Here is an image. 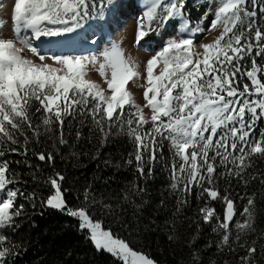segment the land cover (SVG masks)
<instances>
[{
  "label": "snow or ice",
  "instance_id": "6c2138e0",
  "mask_svg": "<svg viewBox=\"0 0 264 264\" xmlns=\"http://www.w3.org/2000/svg\"><path fill=\"white\" fill-rule=\"evenodd\" d=\"M91 6L90 0H12L9 35L0 20V158L6 151L27 156L30 141L39 143L44 134L66 145L67 118L88 117L104 140L113 127L126 125L135 144L136 170L150 176L151 165L163 154L162 141L167 140L173 151L171 188L188 193L198 186L202 197L222 200V218L209 205L199 210L205 223L218 225L213 229L220 231L218 250L234 251L233 245L239 244L246 252L240 264H257L256 241L242 239L256 231V194L247 198L239 213L243 219H235L233 199L222 195L216 182L218 176H227L247 185L245 174L253 157L264 158V132L253 137L255 120L264 118V66L256 59L264 56V0H219L207 28H193L183 18L184 0H146L133 47L143 45L154 23L166 26L181 18L182 27L180 35L167 38L144 61L119 42L88 55H48L34 43L75 33L92 17ZM214 31L218 34L210 42H197V34ZM246 58L250 67L243 63ZM92 72L98 80L90 78ZM245 77L248 82L241 88ZM133 89L141 90L143 103ZM34 113L40 114L39 120ZM76 137L80 139L79 131ZM33 155L44 162L55 158L52 152ZM229 157L234 167L228 166ZM218 164L227 172H218ZM64 179L59 172L47 177L55 194L42 203L78 219L97 251L108 252L121 264H156L105 229L93 218L88 203L69 207L61 189ZM260 182L264 184V178ZM16 183L9 161L0 159V229L13 226L22 214L24 205L17 206L18 197L36 199L35 193L25 195ZM84 200L88 202L87 194ZM7 239L0 233V264L10 253Z\"/></svg>",
  "mask_w": 264,
  "mask_h": 264
},
{
  "label": "trees",
  "instance_id": "16d2710c",
  "mask_svg": "<svg viewBox=\"0 0 264 264\" xmlns=\"http://www.w3.org/2000/svg\"><path fill=\"white\" fill-rule=\"evenodd\" d=\"M122 1L90 0L92 17L84 26L88 29L95 22L102 21L105 15L114 13L115 7ZM211 6L212 0H184L183 18L190 20L196 28L210 12ZM256 59L259 65L264 66V56ZM243 63L250 67V59L246 58ZM246 82L245 77L241 88ZM34 116L35 120H39V113H34ZM78 131L80 139L76 137ZM262 132L264 118H257L253 137ZM64 136L68 141L66 145H60L55 137L50 139L48 134H44L39 143L30 141L27 156L6 151L5 157L0 158L8 160L10 169L17 174L18 183L14 186L25 195L36 194L35 200L18 197L17 206L24 205L22 214L15 218L13 226L0 229V233L8 238L5 246L10 248L5 264H121L108 252L97 251L88 238V231H81L78 219L42 203L49 195L55 194L46 182L47 177L55 172L65 177L60 183L69 207L88 203L93 218L99 220L105 229L110 228L156 264H240L239 258L246 254L245 249L235 244L234 251L228 247L218 250L220 231H213L218 225L215 222L205 223L199 211L209 205L222 218L225 209L223 201L210 200L206 194L202 197L198 186L188 193L171 188L173 151L167 140L162 141V156L158 154L151 165L152 174L141 176L135 166V144L127 134L126 125L113 127L104 140L90 118L68 117ZM39 151L52 152L54 160H38L33 152ZM129 159L133 160V164L127 163ZM230 161L231 157L228 166L234 167ZM148 167L146 164V171ZM218 172L226 173L227 168L218 164ZM253 176L256 178L253 179ZM262 178L264 158L253 157L252 167L245 174L247 185L243 180L227 176H218L216 182L221 194L233 199L237 211L235 219H243L239 213L247 205V198L256 194V231L242 239L247 243L256 241L257 264H264ZM137 186L143 191H139ZM86 194L88 202L84 200ZM185 199L187 203H182Z\"/></svg>",
  "mask_w": 264,
  "mask_h": 264
},
{
  "label": "rangeland",
  "instance_id": "374dc122",
  "mask_svg": "<svg viewBox=\"0 0 264 264\" xmlns=\"http://www.w3.org/2000/svg\"><path fill=\"white\" fill-rule=\"evenodd\" d=\"M218 3L219 0H212L210 12L196 28H207L217 10ZM145 4L146 0H124L118 3L114 13L105 15L102 21L95 22L89 30L83 26L68 36L58 40L43 39V42L55 46L58 49L56 55H88L103 50L112 42H119L133 57L144 61L153 55V50L157 49L167 38L180 35V28L182 27L181 18L170 20L166 26L158 27L154 23V31L146 38L143 45L139 49L133 47L137 18L142 15ZM11 5L12 0H0V20L4 23L5 35L10 34ZM217 34L215 31L211 34H197L196 39L197 42H210ZM68 49L70 51L67 53ZM59 52H62V54H58ZM45 53L53 55L49 52ZM90 78L99 79L98 74L95 72L91 73ZM133 92L136 94L137 101L143 103L141 90L133 89Z\"/></svg>",
  "mask_w": 264,
  "mask_h": 264
},
{
  "label": "bare ground",
  "instance_id": "6f19581e",
  "mask_svg": "<svg viewBox=\"0 0 264 264\" xmlns=\"http://www.w3.org/2000/svg\"><path fill=\"white\" fill-rule=\"evenodd\" d=\"M42 43V42H41ZM43 44V43H42ZM45 45H48V44H45ZM44 45V46H45ZM50 46H46V47H44V48H42L41 50H43V51H46V50H49V53H51V54H56L57 53V48L56 47H50ZM70 50L68 49L67 50V53L69 52ZM58 54H62V52H59Z\"/></svg>",
  "mask_w": 264,
  "mask_h": 264
}]
</instances>
